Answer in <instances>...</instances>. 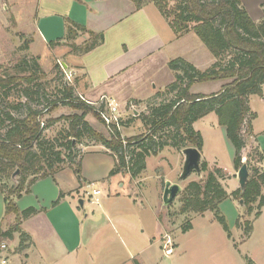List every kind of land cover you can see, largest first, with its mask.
Returning a JSON list of instances; mask_svg holds the SVG:
<instances>
[{
    "label": "trees",
    "instance_id": "obj_1",
    "mask_svg": "<svg viewBox=\"0 0 264 264\" xmlns=\"http://www.w3.org/2000/svg\"><path fill=\"white\" fill-rule=\"evenodd\" d=\"M129 1L135 9L154 4L168 19L177 36L193 30L215 61L202 71L183 58L170 60L168 68L174 74L173 82L154 94L146 113L137 115L144 124V131L125 138L116 126H112L106 135L86 120V115L91 114L104 124L101 117L104 105L100 103L96 106L80 99L75 93L76 80L73 84L62 80L61 64L56 63L52 67L51 72L58 83L55 93L52 91L54 94L49 95L47 82L40 81L45 72L38 58H19L12 70L26 74L7 73L0 78V193L6 213L16 216L14 225L0 230V238L13 239L18 234V251L32 244L31 237L20 229V224L36 213V209L27 207L18 212L12 198H19L39 178H53L65 164L79 175L82 153L78 145L83 141L103 146L114 157L109 176L129 174L135 178L145 168L146 158L157 156L166 147L175 150L194 147L201 151L203 138L193 123L210 112L217 116L218 124L224 127L225 136L233 147V168L238 170L245 163L249 171L248 179L244 190L236 188L227 192L222 184V180L228 177L227 171L217 165L209 167L202 160L200 170L206 176L199 181H190L180 192L179 214L201 215L211 211L229 239L231 232L219 209L222 201L242 200L244 215L238 216L235 225L242 230L243 239H247L252 231V220L261 214L264 206V168L257 163L264 159V155L257 148H252L246 160L242 161L246 140L242 126L253 117L249 97L261 96L264 84V0L261 5L263 16L258 22L251 19L240 0ZM79 33L88 34V39L82 44L75 43ZM20 36L23 37V34ZM103 41L102 32H93L82 24L66 20L65 35L49 42V46L64 44L69 48V54L80 55ZM29 42L30 39L25 40L23 47L27 48ZM228 78L230 81L214 93L190 92V87L196 82ZM13 93L23 97L24 102H8ZM59 105L70 107L74 113L42 120L44 114ZM61 120H65L66 125L56 136L47 138L43 135L46 128ZM130 121L121 120L120 125L126 126ZM246 131L251 133L249 123ZM15 170L18 173L13 179ZM63 195L60 193L53 204H57ZM245 216H252V219L243 220ZM190 227L191 223L186 221L181 230L185 232ZM245 260L246 264H255L248 256Z\"/></svg>",
    "mask_w": 264,
    "mask_h": 264
},
{
    "label": "crops",
    "instance_id": "obj_2",
    "mask_svg": "<svg viewBox=\"0 0 264 264\" xmlns=\"http://www.w3.org/2000/svg\"><path fill=\"white\" fill-rule=\"evenodd\" d=\"M9 1L11 3L13 0ZM9 1L4 0L6 5ZM31 1L35 5L33 15L29 11L25 16L12 14L17 25L19 18H24L23 25L28 26L24 30L21 27L20 34L27 33V29L30 28L29 32L33 38L31 42L37 37L45 43L54 57L66 65L67 72L75 77L77 93L91 102H96L101 95H105L123 109V106L127 104L126 101L139 99L138 95L132 96L126 88H140L139 78H135L136 70L140 64L151 58L152 75L148 81L151 82L160 74L165 79L160 81L159 89L148 97L162 91L173 82L174 74L166 67L170 58H183L202 71L215 61L207 48L206 50L199 48L194 55H189L184 49L178 52L180 42L194 31L190 30L177 36L168 19L152 3L135 9L129 0ZM240 1L254 21L261 19L263 0L255 4L257 13H252L251 7L246 6L243 0ZM12 6H14L13 3L11 8ZM66 20L82 24L93 32H102L103 43L80 55L69 54V50L67 51L63 44L49 46V42L56 41L65 35ZM80 41L82 37L78 36L75 43L79 44ZM170 47L174 51H170ZM163 49H167V53L160 58L163 60L162 63L154 62L159 59L158 52ZM34 56L39 62V56ZM161 70L165 73H160ZM207 82L210 81L194 83L190 87V92L210 94L219 90L202 91L201 85ZM155 86L153 85V88ZM252 96L249 97V107L253 117L250 121H245L242 126L246 139L242 161H245L244 153L250 148H257L264 155V145L258 141V137L264 135V127L258 128L256 125V113L250 104ZM259 99L264 106V84ZM85 118L96 128L87 115ZM93 119L102 126L101 122L94 117ZM195 123L196 121L193 126ZM248 123L251 133L246 131ZM219 126L225 136L224 127ZM95 146H98V151H91L90 149ZM87 147L89 148L82 152L80 158L81 166L85 158L94 156L85 167H82L83 176L79 182L69 167H64L54 175L53 182L49 186L53 197L38 200L40 207L37 208L36 213L23 219L20 224L21 229L31 237L32 244L22 251L8 253L7 256L10 255L7 257L8 261L2 258L0 264H210V262L226 264L233 262L235 249L232 243L237 241L231 229V239L224 232V236L218 237V243L206 242V238L211 235L206 231L200 235L199 242L196 241L193 234L194 225L191 221V227L187 231L183 232L179 228L171 232L169 215L163 213L160 204H149L144 197L134 194L136 193L134 187H131L134 180L129 174L108 175L115 162L109 151L98 144ZM200 153L201 161H206L209 167L219 166L217 163L211 164L204 157L203 148ZM257 165L264 168V159ZM233 175L231 173L232 187L229 189L228 184H224L225 188H228L227 192L239 187L237 176ZM100 179L103 180L102 186H96V188L95 184ZM136 179L139 181V178ZM85 184L100 190L99 204L91 203L90 192L84 191V188L88 186ZM125 185L127 189H121L123 191L116 189V187L124 188ZM162 191L161 187V194ZM60 193L64 195L58 203L52 207L49 206L58 199ZM226 200L238 203L236 200L225 199L224 201ZM47 204L49 207L46 206ZM234 207L236 209V206ZM240 214L236 212L235 218L237 219ZM256 220L260 225V234L264 235V206L261 214L254 221ZM236 234L241 240L240 228H236ZM253 235L252 227L246 240L250 241ZM188 238H192L188 240L190 243L184 242ZM13 239L17 247V234ZM209 240L212 239L209 238ZM261 243L264 245V239ZM249 258L255 264H264V253L260 258L256 255Z\"/></svg>",
    "mask_w": 264,
    "mask_h": 264
},
{
    "label": "rangeland",
    "instance_id": "obj_3",
    "mask_svg": "<svg viewBox=\"0 0 264 264\" xmlns=\"http://www.w3.org/2000/svg\"><path fill=\"white\" fill-rule=\"evenodd\" d=\"M9 1V0H8ZM260 0H243L242 2L246 5L251 7L252 13H257V9L255 7V4L259 2ZM11 3H13L14 6L11 8ZM9 1V3L6 5L4 0H0V78L2 75L8 74H16L19 76H22V72H16L12 70V66L17 62L19 58L22 56H31L36 57L34 55L39 56V63L41 64V67L43 68V71L45 72V76L40 80L47 86V91L49 95L52 93L54 94L56 90L55 85H57L58 80L56 79V76L54 73H52V67L54 64L58 63L62 66L63 71V77L62 80H64V70H63V63L58 58L54 57V54L50 51L48 46L43 43L40 39L37 37L34 39V41L31 42L33 39L31 36L30 28H28L27 33H23V37L20 36V33H22V30H20L21 27H23V30L26 29V27L23 25L24 18H19L18 25L16 24L15 20L13 19L12 14H21L22 16H25L27 11L33 15L35 5L33 1L31 0H13ZM243 5V4H242ZM170 6H172V3H170ZM28 13V14H29ZM249 14V13H248ZM250 16V15H249ZM251 17V16H250ZM252 19V18H251ZM253 20V19H252ZM260 19H257L258 22ZM254 21V20H253ZM79 36L82 37V41L79 42V44L84 43L88 39V34L86 33H79ZM30 39V42L28 43V47L24 48V42L25 40ZM30 50H29V45ZM78 44V43H77ZM180 47L177 48V51H182L181 49H184L186 52L189 53V55H194L199 51V48H203V50H206V46L200 41V39L197 37L195 33H191L188 37H185L184 41L180 42ZM64 45V44H63ZM66 46V45H65ZM201 46V47H199ZM66 50L68 51L69 48L66 46ZM170 51H174L172 47L169 48ZM208 50V49H207ZM167 53V49L160 50L158 54L160 56H157L159 59L155 60L156 63H162V59H160L164 54ZM34 54V55H31ZM177 58V57H176ZM175 58H170L167 61L166 67L168 68V62ZM228 59L225 58V60ZM151 66H152V58L148 59L146 62L140 64L136 70V76L135 78H139V87H133V88H126V91L131 93L132 96L138 95L139 99L137 100H130L126 101V106H123V109L119 108V117H121L122 121H130L128 125L121 126L120 132L123 137H132L136 136L144 131V124L140 118L135 115V112L137 114L140 113H146L148 103L153 99V96L148 97L151 95L154 91L159 89L160 81H164L163 75H158L153 79L151 82H149V77L151 74ZM51 67V69H50ZM65 69V68H64ZM170 70V69H169ZM67 71V70H66ZM160 73H165L164 70H161ZM75 77L72 76L70 83H74ZM230 79H218V80H212L207 83H203L201 85L202 91H211V90H217L220 89L221 86L229 82ZM153 85H156L155 88H153ZM46 91V92H47ZM54 93H53V92ZM160 92V91H159ZM75 93H77L75 89ZM78 94V93H77ZM156 94V93H155ZM260 96L259 95H253L250 101V104L252 108L254 109V112L256 113V125L258 128L264 127V106L260 102ZM8 102H24V98L20 97L18 93H13L8 99ZM158 100H155L157 102ZM39 108L42 107V105H38ZM125 110V112H124ZM135 111V112H134ZM74 113V111L68 107V106H62L59 105L56 109H54L51 112H47L42 116V120L47 118H57L59 116L69 115ZM133 117V118H132ZM87 118L92 120V124L96 125V130L103 132L107 135V130L105 126L102 124H98L94 121L93 116L91 114L87 115ZM132 118V119H131ZM217 116L215 113L210 112L206 116L198 119L195 123V128L200 131L202 138H203V152L204 157L211 163L215 164L217 163L221 168H223L228 173V177L222 180V184H228L229 189L231 186V173H233V176H237V171L233 169L232 161H233V147L231 144L226 140L224 133L222 131V128L218 125ZM65 120H61L55 124H53L51 127L46 128L43 131V135L47 138H53L56 136L57 132L65 126ZM258 141L263 143L264 145V135H261L258 137ZM92 142H86L83 141L81 145H78V148H80L81 153L86 150L87 146L93 145ZM98 146H95L91 148V151H98ZM79 150V152H80ZM249 150V151H248ZM247 152L244 153L245 158H247V155L251 152V148L248 149ZM101 152V151H99ZM80 153V154H81ZM94 155H91L84 159L83 166H81V162H79V170L80 174L76 175L74 173L76 179L79 182V179L83 176V172L81 171L82 167H85L89 162L90 159ZM243 156V151H242ZM106 158V157H103ZM182 158V159H181ZM184 156L181 153V150H175L170 147H166L163 149L157 156H149L146 158L145 168L140 173L138 177L132 178L134 181L131 183V187H134V191L137 195H141L144 197L149 204H160L162 206V210L164 214L169 215V226L171 232L174 231V229H181L182 225L185 224L186 221L190 222L194 225V231L193 234H195L196 241L199 242V237L204 231L210 232V236L206 238V242H214L218 243V237L224 236V230L222 229L221 225L214 219V215L211 211L205 212L203 215L199 214H179V195L175 198L173 202H171L168 205H163L162 202V194L160 193V189L162 187V190L164 188V182L170 181L171 183H177L179 184L181 191L184 189V187L190 182V181H199L201 179H204L206 176L205 172L200 173H192L188 178H186L183 181H178L179 174L181 173L182 165H183V159ZM78 159V158H77ZM76 159V160H77ZM104 160V159H102ZM246 160V159H245ZM253 164V163H252ZM64 167H67L66 164L63 165ZM213 165H211L212 167ZM84 170H86L84 168ZM139 178V181L136 179ZM165 178V180H164ZM137 180V181H136ZM164 180V182H163ZM84 181V180H83ZM82 181V182H83ZM103 180H98V183L95 184V187L102 186ZM51 182H53L52 177H44L37 179L27 191H24L22 195L19 198H12L13 202L15 203V206L17 208V211L20 212L23 209L27 207H34L37 211V208L40 207L38 200L41 199H47L49 197H53V194L49 191V186H51ZM238 182V181H237ZM8 183L10 184L11 181L8 180ZM87 183V182H85ZM86 186L88 184H85ZM127 185L124 186V188H119L118 191H123L121 189H127ZM96 187V188H97ZM239 188V187H238ZM91 186H87L84 188V191L91 192ZM228 189V188H226ZM163 192V191H162ZM160 193V195H159ZM39 197V198H38ZM100 197V196H99ZM53 203V202H52ZM50 203L49 206H54V204ZM236 203H231V201L226 200L223 201L220 206V213L224 216L229 229L232 230V233L234 234V237L236 238L235 243H232L234 253H233V262H227L226 264H246L245 256L248 255V257H251L252 255H256V257L263 256L264 253V245H262L261 241L264 239L263 233L260 234L259 231V223L258 221L252 220V227L254 230V235L252 238H250V241H247L246 239H243L241 237V240L237 238L236 234V212L241 213L240 215H244V209L242 205L239 204V202L236 205H232ZM48 206V204L46 205ZM48 206V207H49ZM90 206V205H89ZM236 206V209L235 207ZM45 207V205H44ZM90 207L97 208L96 206L91 205ZM47 210V208H46ZM239 216V215H238ZM237 216V218H238ZM244 219H252V216H245ZM16 221V216L13 214H7L5 211V203L3 201V195L0 193V230L2 229H8L11 225H14ZM255 222V223H253ZM254 224V226H253ZM21 229V226H20ZM210 230V231H208ZM182 231V230H181ZM231 232V231H230ZM242 232V230H241ZM171 236V235H170ZM194 237V238H195ZM170 238V237H169ZM180 237V241H182ZM211 238L212 240H209ZM17 247L19 244V238L17 234ZM184 240V242L188 241ZM246 240V241H245ZM243 241V242H242ZM5 243L6 248L0 247V259L5 258L8 261V255L11 254L13 251H17L16 242L14 239L9 238H0V244ZM187 243H190L188 241ZM16 247V248H15ZM210 264H216L215 262H210ZM217 264H225V262H217Z\"/></svg>",
    "mask_w": 264,
    "mask_h": 264
},
{
    "label": "water",
    "instance_id": "obj_4",
    "mask_svg": "<svg viewBox=\"0 0 264 264\" xmlns=\"http://www.w3.org/2000/svg\"><path fill=\"white\" fill-rule=\"evenodd\" d=\"M64 68L66 65L62 64ZM137 115V112H135ZM184 160L181 169V173L179 174L178 181H183L188 178L192 173H200V162H201V153L198 149L194 147H187L181 150ZM18 170H15L12 174V178L14 179L17 175ZM248 168L245 163L241 165V167L237 171V180L239 184V188L244 190L246 181L248 179ZM181 192V188L177 183H171L170 181L164 182V188L162 192V202L163 205H168L175 200L177 195ZM240 205H242V200L238 201ZM79 204L82 202L80 200Z\"/></svg>",
    "mask_w": 264,
    "mask_h": 264
},
{
    "label": "built area",
    "instance_id": "obj_5",
    "mask_svg": "<svg viewBox=\"0 0 264 264\" xmlns=\"http://www.w3.org/2000/svg\"><path fill=\"white\" fill-rule=\"evenodd\" d=\"M64 81L67 84H72L70 83L71 78H72V74L70 72H67L66 70H64ZM79 98L84 100L85 102L91 103V104H95L96 106L100 103H103L104 105V109L103 112L101 113V117L104 121V126L106 128V130L108 132L111 131L112 126H116L119 130L121 127V117H119V107L116 103L110 101L105 95H101L99 100H97L96 102H91L88 101L87 99H85L83 96L79 95ZM44 112H46V110H44ZM41 126H43V123H41ZM99 195H100V190L96 189V188H92L91 192L89 193V197H90V201L91 203L94 204H99ZM1 248H6V244L5 243H1L0 244Z\"/></svg>",
    "mask_w": 264,
    "mask_h": 264
},
{
    "label": "bare ground",
    "instance_id": "obj_6",
    "mask_svg": "<svg viewBox=\"0 0 264 264\" xmlns=\"http://www.w3.org/2000/svg\"><path fill=\"white\" fill-rule=\"evenodd\" d=\"M63 70H66V69H64V67H63ZM108 132V131H107Z\"/></svg>",
    "mask_w": 264,
    "mask_h": 264
}]
</instances>
